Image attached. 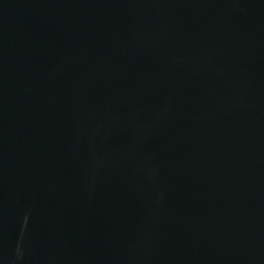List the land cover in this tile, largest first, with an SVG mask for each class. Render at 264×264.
I'll use <instances>...</instances> for the list:
<instances>
[{
	"label": "water",
	"instance_id": "water-1",
	"mask_svg": "<svg viewBox=\"0 0 264 264\" xmlns=\"http://www.w3.org/2000/svg\"><path fill=\"white\" fill-rule=\"evenodd\" d=\"M0 264H264V0H0Z\"/></svg>",
	"mask_w": 264,
	"mask_h": 264
}]
</instances>
